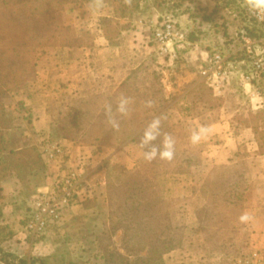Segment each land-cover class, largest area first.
Wrapping results in <instances>:
<instances>
[{
    "label": "rangeland",
    "instance_id": "1",
    "mask_svg": "<svg viewBox=\"0 0 264 264\" xmlns=\"http://www.w3.org/2000/svg\"><path fill=\"white\" fill-rule=\"evenodd\" d=\"M245 7L243 0L63 1L55 39L35 47V75L21 86H0V264L42 257H46L44 264L151 263L148 247L129 234L126 238L123 222L111 212L106 189H98L91 198L102 165L106 182L135 165L142 150L127 140L109 149L114 153L120 149L115 160L125 163L130 157L132 166L111 171L106 163L89 162L91 194L72 208L60 227L42 240L32 238L22 227L30 195L50 179V169L39 153L42 137L49 133L92 153L94 145L73 125L68 106L88 92L106 91L142 66L159 75L171 110L183 126L198 129L196 117H200L210 129L219 122L222 130L232 132L229 138L216 134L202 145V162L191 170L194 186H201L215 164L239 158L253 162L244 212L254 220L222 233L221 229L215 232L217 222L206 223L208 237L202 243L204 226L199 223L195 196H180L169 205V217L192 240L162 252L157 259L154 256L155 260L160 264H244L255 254L264 256V154L258 153L250 134L243 141L234 138L243 121L253 120L264 139V72L252 62V55L264 53V32L260 24L249 20ZM166 13L187 33L173 59L159 54L153 39ZM242 35L250 38L252 53L247 52ZM216 50L225 56L228 71L221 92L213 89L205 72L207 57ZM189 86L190 93L183 96ZM224 101L228 106L223 110L219 106ZM186 103L193 105L181 109Z\"/></svg>",
    "mask_w": 264,
    "mask_h": 264
},
{
    "label": "trees",
    "instance_id": "2",
    "mask_svg": "<svg viewBox=\"0 0 264 264\" xmlns=\"http://www.w3.org/2000/svg\"><path fill=\"white\" fill-rule=\"evenodd\" d=\"M63 1L0 0V86L4 89L21 86L27 77L29 79L35 75L32 60L35 47L55 39L56 31L61 27L59 18ZM244 11L248 14L246 7ZM248 18L254 25L257 24L251 16ZM245 32L251 33L248 30ZM144 68L133 69L124 80L109 86L106 91L88 92L68 107H71L69 111L73 116V125L84 133L87 142L94 145L92 156L106 147L114 148L125 140L139 147L145 127L157 116L161 117L162 131L174 137L175 157L172 161L156 159L148 163L141 154L131 169L120 172L112 180L107 179L103 186L112 214L123 222L126 238L129 234L132 239H137L140 246L146 245L149 251L147 260L152 263L155 257H161L162 252L181 247L186 241L192 240L184 235L183 226L171 222L168 207L179 197L166 196L159 178L162 176L167 179L176 173H191L192 167L202 162L203 146H193L189 142V136L197 129L196 126L190 128L181 124L171 110V99L166 95L159 75ZM121 94L133 99V111L129 118L121 119L119 131H111L105 123L103 106L111 102L115 109V102ZM148 99L154 101L152 108L144 107V101ZM192 105L186 103L181 109L188 110ZM81 116L85 119H81ZM243 124L251 127L258 153L264 154V139L261 141L256 123L251 120L243 121ZM45 135L55 139L49 133ZM161 142L162 138H157L152 143L159 146ZM107 168L111 171L120 170L112 164H107ZM252 171V159L239 158L230 163L213 165L201 186L197 188L193 185L192 192L198 204L197 216L199 223L204 226L201 228L202 243L208 237L206 223L217 222L216 233L217 229H221V233L237 229L240 223L238 218L246 208L249 175ZM95 193L97 190L93 189L91 198ZM45 259H31L27 263L25 258H19L16 263L10 260L6 262L44 264ZM154 263L160 264L156 260Z\"/></svg>",
    "mask_w": 264,
    "mask_h": 264
},
{
    "label": "built area",
    "instance_id": "3",
    "mask_svg": "<svg viewBox=\"0 0 264 264\" xmlns=\"http://www.w3.org/2000/svg\"><path fill=\"white\" fill-rule=\"evenodd\" d=\"M246 11L262 26L264 32V23L259 22L247 7ZM242 38L247 52L252 53L250 38L244 35ZM153 39L159 54L173 59L176 48L187 40V33L171 13H166L154 30ZM252 62L256 70L264 72V53L252 55ZM207 63L208 69L205 72L211 81L210 85L215 91L221 92L228 76L225 56L218 50L213 51L207 57ZM244 77L250 79L249 74H244ZM40 154L50 169V179L32 192L22 217L23 229L37 240H42L60 227L72 208L86 200L92 191L91 184L87 181L88 165L92 156L89 148L76 146L73 150L61 140L44 135ZM244 264H264V256L255 254Z\"/></svg>",
    "mask_w": 264,
    "mask_h": 264
},
{
    "label": "clouds",
    "instance_id": "4",
    "mask_svg": "<svg viewBox=\"0 0 264 264\" xmlns=\"http://www.w3.org/2000/svg\"><path fill=\"white\" fill-rule=\"evenodd\" d=\"M130 2V0H128ZM99 4L100 0H96ZM244 5L248 11L255 16V18L264 23V0H243ZM134 101L131 97L121 94L116 102L115 109L111 102L105 103L103 106V114L105 116V123L111 131H119L121 128V119L129 118L132 114V105ZM154 101L148 99L144 101L145 108H152ZM211 129L206 126H200L198 129L193 130L189 136V142L195 146L198 145L203 139H206ZM162 138L161 145L157 146L152 142ZM175 139L167 132L162 131L161 117H154L145 127L142 136L139 140V147L142 150L141 154L143 159L151 163L156 159L172 161L175 157ZM147 149V150H145ZM241 224H249L254 220V216L249 212H244L239 216Z\"/></svg>",
    "mask_w": 264,
    "mask_h": 264
},
{
    "label": "crops",
    "instance_id": "5",
    "mask_svg": "<svg viewBox=\"0 0 264 264\" xmlns=\"http://www.w3.org/2000/svg\"><path fill=\"white\" fill-rule=\"evenodd\" d=\"M200 2H204L207 3V0H198ZM186 55V54H185ZM189 61V60H188ZM190 90V86L187 87V89L183 90L182 95L184 96L185 94L188 93V91ZM199 104H203L202 102H196ZM204 105H202L203 107ZM228 103L226 101L222 102L219 106L220 109H223L226 107L227 109ZM255 106H253L254 108ZM223 117V116H222ZM227 117H231L230 114H227ZM196 122L198 124V126H205L202 122H201V118L200 117H196ZM220 124L221 123H217L215 125V123H212V125H210L212 127L211 132L209 133V135L207 136L206 139H203L199 144L203 145L206 144L207 142L210 141V139L216 135H225L227 138H229V133L232 132H227L225 130H222L220 128ZM219 126V127H218ZM198 127V128H199ZM209 127V125H208ZM249 134L253 137V132L251 127H248L246 125L243 124V127L241 129V131L236 134V136L234 138H237L238 140H246L249 138ZM71 149L73 148L74 150V145L72 144H68ZM84 147V146H82ZM77 148H75L76 150ZM114 149H103L102 151L97 152L94 156H92L91 160H89V162H91L92 165H98V164H112L115 168L117 169H122L125 166L130 167L133 164V160L130 157H127V160L125 163H119L115 160V156L119 153L120 149H118L117 152L114 153L113 151ZM220 162V161H219ZM103 165L102 167H100L98 169L99 175L97 176V178L94 180V187L93 189H102V187L105 185L106 181H105V177L104 175H102L103 172ZM89 171V170H88ZM160 180V184H161V189L163 190V193L166 194V196H171V197H175V196H193V192H192V187H193V182H192V177H191V173H176L171 175L170 177L163 178L162 176L159 178ZM77 207V205H75V208Z\"/></svg>",
    "mask_w": 264,
    "mask_h": 264
}]
</instances>
